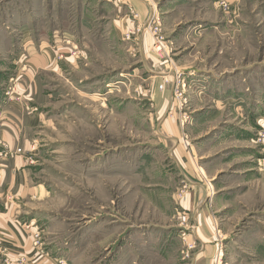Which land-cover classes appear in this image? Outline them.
Returning a JSON list of instances; mask_svg holds the SVG:
<instances>
[{
  "label": "rangeland",
  "instance_id": "374dc122",
  "mask_svg": "<svg viewBox=\"0 0 264 264\" xmlns=\"http://www.w3.org/2000/svg\"><path fill=\"white\" fill-rule=\"evenodd\" d=\"M129 1L144 11L145 3L148 20L157 15L165 52H155L156 28L147 20L137 25ZM126 18L136 21L127 31V23L120 26ZM202 19L219 21V33L194 41L189 60L207 65L212 57L217 73L232 74L235 86L243 82L244 89L232 90L231 105L220 103L224 89L209 102L205 90L187 79L180 100L173 95L172 78L180 71L174 54L188 44L176 45L172 33ZM122 33L129 39L121 40ZM40 36L50 46L61 40L76 61L78 47L86 64L49 76L40 92L44 100L46 91L51 94V122L35 176L49 194L38 206L51 221L38 226L62 236L65 245L55 247L54 257L109 264L130 235L133 243L139 236L148 237L146 243L171 239L181 245L183 260L196 259L197 229L181 208L191 187L156 148L162 139L155 133L169 121L190 155L192 177L207 189L203 207L216 249L213 264H231L228 256L238 261L235 254L264 264V0H0V66L6 69L23 41ZM106 80H113L109 91ZM166 98L162 117L159 105ZM168 227L167 239L158 240L156 230ZM250 227L263 244L248 242L228 255L227 239ZM141 257L146 264L160 259Z\"/></svg>",
  "mask_w": 264,
  "mask_h": 264
},
{
  "label": "crops",
  "instance_id": "0c3cea01",
  "mask_svg": "<svg viewBox=\"0 0 264 264\" xmlns=\"http://www.w3.org/2000/svg\"><path fill=\"white\" fill-rule=\"evenodd\" d=\"M142 5H145V11L140 9L135 2L129 1V10L137 14V25L148 19V7L145 3H142ZM127 21V18L126 22L120 20V26L126 25ZM135 22L131 23L129 21V24L127 23V26H125L126 31L131 30L135 26ZM218 22L205 19L189 21L183 30H174L171 39L176 45L180 43L188 44L182 49L178 47L174 54L176 64L179 66L183 76L191 84L204 89L203 95L206 97L205 99L208 100L209 98L210 101L213 100L212 97L215 98L217 96V92H221V89H224L223 94L227 97L220 102L225 104L222 106L224 107L231 105L232 102L234 103L235 100H230L233 99L230 96L235 95L232 94V90L244 89L245 85H243V82H239L235 86L233 79H231L232 74L230 76L226 72L217 73L214 67L210 66L215 64L212 57H207L209 59L207 65H196L189 60L191 54L197 50L194 41L198 40L202 43L206 38L219 33L220 26ZM101 36L103 38L108 37L105 34ZM123 36L125 35L122 33L121 40H124ZM117 38L119 39L118 36ZM62 44L61 40H55L53 46H50L45 36L28 38L23 41L21 49H19L13 60L9 61L11 63L6 65V69L0 66V112L3 113L4 123L1 135L10 149L20 148L23 152V155L15 156L5 162L3 179L0 183V264H59L60 260L54 257L53 251L55 247L57 249L58 246H62L61 244L65 245L62 236L58 233L55 235L54 233L56 232H52L49 227L42 230L38 226L40 222L49 225L51 220L44 216L45 212L38 206L49 200V194L44 185L36 184L35 176L41 160L43 146H45L44 143L46 142V129L51 122L49 115L46 113L47 103H50V101L47 102V99L51 97V94L46 91L44 100V96L40 93L44 94V83L53 74L58 76L62 72L66 74L68 73V68L75 70L76 66L78 71L80 70L79 66L86 65L80 62L83 54L79 52L78 47L76 61L75 53H70ZM70 54L73 55L71 56ZM147 65L148 63L144 62L145 70H147ZM256 70L255 68L253 72ZM11 75L12 77H17V87L22 96L21 103H4L3 93L8 77ZM242 80L244 81V79ZM112 81L106 80L103 89L109 91L113 85ZM77 82L81 84L83 79H77ZM168 100L172 104L171 93ZM168 100L167 98L163 99L159 105L161 116L164 114L163 110L168 104ZM155 134H158V137L162 139V143L156 146L158 151L166 155L169 167L173 169V173L182 177L191 187L190 190L188 189L189 193L185 200L181 203V208L191 214L194 229H197L193 234L197 244H195L196 248L192 254V257L196 255V259L183 260L181 245L172 243L171 239L168 241L170 243H158V241L146 243L148 237L139 236V239L133 243L130 242L129 235L127 239L123 240L121 248L116 253L117 255L112 256L114 253L111 256L109 255L111 259L109 264H115L116 260L119 264H146L143 263L141 257L144 253L145 255L152 254L154 258L159 257L158 261L156 259V264H213L216 249L212 238L210 221L207 219L203 207L207 197V189L200 182H195L192 177L193 169L190 155L184 150L186 146L178 143L180 134L177 132L176 127L174 128L169 121L164 122L161 130ZM28 157L35 161L34 165H29ZM173 178L176 180L175 177ZM23 223H28L29 226H25ZM169 228L156 230V235H159L158 240L167 239L168 235H170ZM250 230L251 227L245 229L240 238L238 237L240 234L232 238L230 236L225 242V252L230 255V251H235L234 247L242 248L241 246L248 242L255 248L263 244L260 243L262 241H259L258 234H252ZM38 232L41 235L42 244L40 247L35 248L33 246V235ZM248 234L250 236L248 237L249 241H246ZM60 241L61 243L59 244ZM244 248L247 247L244 246ZM234 257L239 260L234 261L229 256L225 258L231 264H251L256 262L252 259H249V261L240 259L236 254ZM62 264L68 263L62 261Z\"/></svg>",
  "mask_w": 264,
  "mask_h": 264
},
{
  "label": "built area",
  "instance_id": "2783aa9c",
  "mask_svg": "<svg viewBox=\"0 0 264 264\" xmlns=\"http://www.w3.org/2000/svg\"><path fill=\"white\" fill-rule=\"evenodd\" d=\"M221 4L224 3L221 2ZM151 19H147L148 25L155 27V31L153 32V48L155 52L157 53H163L166 50V45L164 38L161 36L159 30H158V18L157 15H151ZM135 18V16H134ZM147 23V22H146ZM151 29V28H150ZM157 30V31H156ZM130 34V33H129ZM125 39H129V35L125 36ZM73 55V54H72ZM17 77H11L7 81L6 88L3 93V98H4V103H21L22 101V96L19 93L18 87H17ZM187 88V83H186V78L183 76L182 72L179 70H175L173 78H172V92L174 97L179 101L182 95L184 94V91ZM3 113L0 112V183L3 179V169H4V164L7 162L9 159L14 158L15 156H21L23 155V152L20 148H15V149H10L8 144L3 140L2 138V129H3ZM260 137L264 139V131L262 134H260ZM27 161L29 165H34L35 161L28 157ZM42 244L41 242V235L40 233H36L33 235V246L35 248L40 247ZM59 264H62V261L58 262Z\"/></svg>",
  "mask_w": 264,
  "mask_h": 264
}]
</instances>
